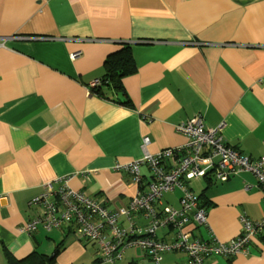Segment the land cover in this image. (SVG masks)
<instances>
[{
  "label": "crops",
  "instance_id": "0c3cea01",
  "mask_svg": "<svg viewBox=\"0 0 264 264\" xmlns=\"http://www.w3.org/2000/svg\"><path fill=\"white\" fill-rule=\"evenodd\" d=\"M0 37H8L0 47V264L31 254L95 264L97 245L71 225L22 232L39 214L29 201L43 182L68 175L72 188L110 209L126 206L138 186L114 164L140 158L143 137L151 153L184 145L174 126L197 114L207 127L222 124L225 142L242 154L264 155V0H0ZM123 43L136 68L122 79L125 95H96L91 83ZM195 180L204 184L197 194L207 222L187 224L191 237L227 241L241 232V214L264 217L252 174ZM175 191L161 203L178 207ZM135 221L147 223L141 214ZM174 233L162 227L157 236ZM186 261L182 252L162 258ZM113 264L153 263L129 247ZM202 264H264V226L248 255Z\"/></svg>",
  "mask_w": 264,
  "mask_h": 264
},
{
  "label": "built area",
  "instance_id": "2783aa9c",
  "mask_svg": "<svg viewBox=\"0 0 264 264\" xmlns=\"http://www.w3.org/2000/svg\"><path fill=\"white\" fill-rule=\"evenodd\" d=\"M6 39L0 37V47L5 46ZM75 55L72 53L71 57ZM99 83L94 80L91 86ZM174 127L186 136L184 145L151 153L147 149L148 137H143L140 158L114 164L116 171L126 173L138 186L126 206L110 209L84 190L72 188V176L61 175L43 182L41 192L29 201L39 208V214L21 226V231L31 232L38 224L46 230L71 225L78 237L97 245L95 264H113L129 247L144 250L153 264H163L165 252L185 253V264H202L210 255H248L252 237L263 231L264 217L257 222L241 214V232L227 241L193 238L184 228L191 222L205 225L207 206L188 183L204 178L227 181L250 173L257 180L264 202V155L250 158L242 154L225 142L222 124L207 127L200 114ZM174 190L180 192L179 206L161 203L163 194ZM137 214L147 219L146 225L137 224ZM162 227L173 228L175 237L171 241L158 238L157 231Z\"/></svg>",
  "mask_w": 264,
  "mask_h": 264
},
{
  "label": "trees",
  "instance_id": "16d2710c",
  "mask_svg": "<svg viewBox=\"0 0 264 264\" xmlns=\"http://www.w3.org/2000/svg\"><path fill=\"white\" fill-rule=\"evenodd\" d=\"M135 70L136 68L133 64L130 53V45L128 43H123L120 49L106 57L104 73L100 78V84L92 87V92L104 97H114L115 95L124 96L125 91L122 79L123 77L132 74ZM107 89L110 90V94H107ZM113 99H115V97ZM123 103L129 104V100H125ZM202 194L199 195L200 200ZM53 259L54 258L52 257L45 261L40 255L31 254L23 260L12 261L11 264H52Z\"/></svg>",
  "mask_w": 264,
  "mask_h": 264
},
{
  "label": "rangeland",
  "instance_id": "374dc122",
  "mask_svg": "<svg viewBox=\"0 0 264 264\" xmlns=\"http://www.w3.org/2000/svg\"><path fill=\"white\" fill-rule=\"evenodd\" d=\"M190 185H191V187L194 189V191H195L196 193H198V192L201 190L202 185H204V184H202V183H201L200 181H198V180L192 179L191 182H190ZM176 193H177V191H175L174 193H173V192L164 193L162 199H163V200H165V199H167V200L170 199V200H171V197H172L174 194H176ZM176 195H177V194H176Z\"/></svg>",
  "mask_w": 264,
  "mask_h": 264
}]
</instances>
